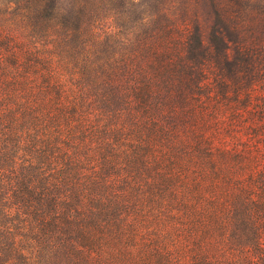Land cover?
Returning a JSON list of instances; mask_svg holds the SVG:
<instances>
[{
  "label": "trees",
  "instance_id": "16d2710c",
  "mask_svg": "<svg viewBox=\"0 0 264 264\" xmlns=\"http://www.w3.org/2000/svg\"><path fill=\"white\" fill-rule=\"evenodd\" d=\"M0 264H264V0H0Z\"/></svg>",
  "mask_w": 264,
  "mask_h": 264
},
{
  "label": "rangeland",
  "instance_id": "374dc122",
  "mask_svg": "<svg viewBox=\"0 0 264 264\" xmlns=\"http://www.w3.org/2000/svg\"><path fill=\"white\" fill-rule=\"evenodd\" d=\"M102 10H104V12H113V11H116L117 10V7L115 8L114 6H112V7L105 6L104 8H102Z\"/></svg>",
  "mask_w": 264,
  "mask_h": 264
}]
</instances>
